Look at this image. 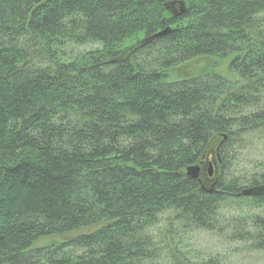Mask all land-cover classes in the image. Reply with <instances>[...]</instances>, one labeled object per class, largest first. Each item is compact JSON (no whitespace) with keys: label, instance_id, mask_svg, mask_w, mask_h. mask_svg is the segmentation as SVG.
<instances>
[{"label":"trees","instance_id":"1","mask_svg":"<svg viewBox=\"0 0 264 264\" xmlns=\"http://www.w3.org/2000/svg\"><path fill=\"white\" fill-rule=\"evenodd\" d=\"M201 232L264 253V0H0V264H223Z\"/></svg>","mask_w":264,"mask_h":264},{"label":"rangeland","instance_id":"2","mask_svg":"<svg viewBox=\"0 0 264 264\" xmlns=\"http://www.w3.org/2000/svg\"><path fill=\"white\" fill-rule=\"evenodd\" d=\"M209 63V61L207 63L199 62L198 64H192L188 67H184V74L193 73L199 70L203 64L206 66ZM213 72L228 80H235V76L231 75L227 71L226 61L216 63V68ZM180 73H182V71H177L173 78H179V76L181 77ZM252 145H248L246 150L243 152L244 157H247L250 160H253V156L256 158L260 157L256 143L253 142ZM49 242L50 241L41 240L35 246L48 245L50 244ZM191 246L203 255H219L221 259H224L223 264H264V253L249 250L243 244L228 243L224 237H218L209 233L201 232L195 234L191 241Z\"/></svg>","mask_w":264,"mask_h":264},{"label":"water","instance_id":"3","mask_svg":"<svg viewBox=\"0 0 264 264\" xmlns=\"http://www.w3.org/2000/svg\"><path fill=\"white\" fill-rule=\"evenodd\" d=\"M199 168L197 166H193V167H189L186 169V175L192 179V180H196L198 178V174H199ZM208 175H211V168L210 166L208 167L207 170Z\"/></svg>","mask_w":264,"mask_h":264}]
</instances>
